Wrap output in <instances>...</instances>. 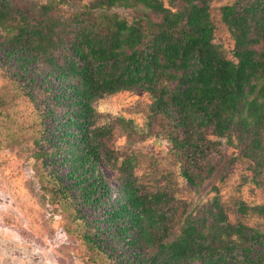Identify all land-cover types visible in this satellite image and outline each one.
<instances>
[{
	"label": "trees",
	"instance_id": "trees-1",
	"mask_svg": "<svg viewBox=\"0 0 264 264\" xmlns=\"http://www.w3.org/2000/svg\"><path fill=\"white\" fill-rule=\"evenodd\" d=\"M221 13L234 40L232 58L214 42L210 0H0V76L16 92L0 96L2 113L23 100L39 122L35 144L48 148L36 157L62 160L68 169L70 185L57 187L59 199L70 197L71 188L73 202L104 207L95 233L85 234L103 253L112 238L132 253L131 264H225L214 225L187 218L178 237L165 242L162 200L139 194L131 157L117 168L120 194L113 201L100 169L103 159L118 158L109 145L118 131L138 140L164 135L193 186L213 174L209 159L208 167L203 163L222 140L264 169V0H236ZM139 91L153 100L143 130L124 117L101 122L98 100ZM257 210L264 213V207ZM214 218L219 226L226 223L222 215ZM223 230L248 242L232 226ZM257 235L252 238L261 242Z\"/></svg>",
	"mask_w": 264,
	"mask_h": 264
},
{
	"label": "rangeland",
	"instance_id": "rangeland-1",
	"mask_svg": "<svg viewBox=\"0 0 264 264\" xmlns=\"http://www.w3.org/2000/svg\"><path fill=\"white\" fill-rule=\"evenodd\" d=\"M11 1L18 4L49 2ZM163 1L168 5L170 0ZM235 1L210 0L214 42L222 46L230 58L234 40L222 20L221 7ZM117 11L132 16V11ZM0 96L6 99L16 96L11 83L2 76ZM22 101L17 100L16 105L4 113L0 107V264L133 263L132 253L122 250L112 238L103 253L85 237L86 233H95L97 220L102 218L105 209L82 207L79 202H73L71 195L75 192L71 188L70 197L59 199L61 193L57 187L70 185L65 176L67 166L60 163L62 160L54 162L36 157L48 146L35 144L33 132L39 130L34 126L39 122L27 113L28 108L22 106ZM152 102L151 95L143 91L121 92L98 100L94 107L102 116V123L110 124L115 118L124 117L133 120L140 131L148 124ZM109 145L118 158L103 159L100 169L112 188V201L120 194L121 173L117 168L129 156L139 194L152 201L156 197L162 200L158 208L167 218L169 236L165 242L178 237L184 220L189 218L191 222H205L207 227L214 225L219 229L217 235H221L215 243L227 253L225 264H264V213L257 210L264 207V169L244 157L242 150L230 146L226 140H222L221 146L208 150L203 164L208 167L209 159L214 172L208 178L204 175V180L193 186L183 177L179 156L164 135L154 133L138 140L118 131ZM214 215H222L226 223L219 226ZM228 225L243 232L248 242L238 233L227 236L223 229ZM210 233H214L213 230ZM255 233L261 236V242L252 238ZM112 249L119 251L107 256ZM185 264L202 263L198 260Z\"/></svg>",
	"mask_w": 264,
	"mask_h": 264
}]
</instances>
